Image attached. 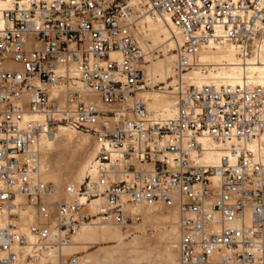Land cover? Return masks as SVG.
<instances>
[{
    "label": "built area",
    "instance_id": "2783aa9c",
    "mask_svg": "<svg viewBox=\"0 0 264 264\" xmlns=\"http://www.w3.org/2000/svg\"><path fill=\"white\" fill-rule=\"evenodd\" d=\"M144 16L179 36L172 118L152 116L138 95ZM209 46L261 54L264 0H0V264H37L83 225L126 230L152 203L177 208L178 264H264V148L253 146L264 84L184 81ZM61 127L92 136L96 155L56 201L40 178V141ZM210 144L225 151L216 162ZM25 207L38 217L27 233Z\"/></svg>",
    "mask_w": 264,
    "mask_h": 264
},
{
    "label": "bare ground",
    "instance_id": "6f19581e",
    "mask_svg": "<svg viewBox=\"0 0 264 264\" xmlns=\"http://www.w3.org/2000/svg\"><path fill=\"white\" fill-rule=\"evenodd\" d=\"M140 0H132V2H139ZM138 30H139V41L143 49H146V40L151 38L155 45H159L165 50L166 47H169L170 50H175L177 43L179 45V36L175 33L169 22L165 19L160 20H152L149 17H141L138 22ZM136 36L137 28H136ZM237 54L233 48L230 47H204L202 50L198 52L196 55L195 61L197 66L193 67V69H199L198 71L201 74V70H204V66L200 65H209L212 66L211 70H215V72H211L208 76H200L195 71H188L183 74L184 81L193 83L196 86L204 85V84H238L245 80L251 83L256 84H264V51L261 54H257L249 56L247 58H240L241 60H245L241 62L236 57ZM173 57H171L172 59ZM167 60L168 63L162 64L160 62L151 64L146 66L148 68V73L146 72V80L150 82V84H155V78L148 79L150 75L155 76L156 72L161 76L162 79L169 78V74L173 73V65L174 60ZM175 59V56H174ZM145 68V67H144ZM191 72V73H189ZM189 73V74H187ZM187 74V78L185 75ZM143 88L142 90H144ZM139 91L138 95L147 105V108H151L156 113L152 114L149 109L148 111L154 117H163V118H172L176 114L175 103L177 97L175 92L172 90L173 95L168 93H158V92H142ZM175 98V99H174ZM149 105V106H148ZM78 130L61 127L54 134L43 136L40 141V150H41V158H40V178L53 181H59L62 176L71 177L70 185L78 186L80 185L84 179L86 178L88 172L90 171V166L93 163V160L96 155V147L94 150L86 155L83 151V147H85V142L89 139L87 136H81L77 132ZM59 141V142H57ZM77 142V147L71 149L68 145ZM88 142V141H87ZM95 144V143H94ZM253 146H262L264 148V136L257 141V143H253ZM84 145V146H83ZM212 145V149L214 151L207 155V159L210 161L216 162L219 157L224 155V150L219 148L216 144ZM50 153L53 157V166L50 168V165H47L46 158L50 156ZM62 153H67L70 161L66 167H62L59 164L58 158ZM86 171V173H85ZM45 181V180H44ZM76 181L78 184H73ZM50 182V181H47ZM55 185V184H54ZM56 187V185H55ZM63 193L58 192L56 187L55 194L50 197L52 200H62L65 198L64 188H62ZM18 202L24 201L23 196H18ZM158 205L165 207L160 203H152V204H141L137 206L132 213H142L143 217L147 220L158 221L165 226L164 234L167 239L171 240V242L167 245V257L166 264H173L174 259L171 257V253H169L170 249L173 245L179 241L178 232H177V218L179 219V214L176 207H165V208H175L176 213L163 214L159 211ZM178 215V216H177ZM20 227L21 231L24 233L28 232V225L31 222H37L38 217L36 216V211L34 207H25L20 211ZM160 225V224H159ZM127 226L126 231H128ZM120 227L117 225H83L80 229L75 233V240L70 245L65 246L58 253L54 251H50L46 255H49L47 258H41V264H60L62 259L60 260V254L63 253L65 255H70L74 253H80L79 251L74 252L75 247L83 244L86 241H93V243H106V242H114V246H110L106 248L105 254L108 256L111 261H122L125 257L135 260L138 258L137 256H131L132 250H129L128 247L139 243V238H133L130 242L125 243L123 241L124 236ZM141 239V238H140ZM177 250H178V242H177ZM165 248V249H166ZM102 249V248H101ZM166 251V252H167ZM124 257L121 259V257ZM127 257V258H128ZM65 258V257H64ZM67 258V256H66ZM88 258V257H87ZM85 257H80L82 264H92ZM128 258V259H129ZM120 259V260H119ZM126 259V258H125ZM129 259V261H130ZM132 260V261H133ZM61 261V262H60ZM117 261V262H118ZM40 262V261H39ZM91 262V263H90Z\"/></svg>",
    "mask_w": 264,
    "mask_h": 264
},
{
    "label": "rangeland",
    "instance_id": "374dc122",
    "mask_svg": "<svg viewBox=\"0 0 264 264\" xmlns=\"http://www.w3.org/2000/svg\"><path fill=\"white\" fill-rule=\"evenodd\" d=\"M140 20V19H139ZM138 24V23H137ZM137 35L138 38L139 37V30H138V25H137ZM141 44V43H140ZM146 49L145 51L147 52V57H146V62L144 63V67L146 72L148 73V68L146 66L151 65L152 63H162V64H166L168 63L167 60H170L171 57H173L171 60H174V55H175V50H170L169 47H166L165 50H163V48L159 45H155L152 41L151 38H148L146 40ZM178 47V43L176 48ZM236 56V55H235ZM237 57V56H236ZM238 60H240L241 62H244L245 60H241L239 57H237ZM200 66H204V70H201V74L198 72L200 71L199 69H191L190 71H195L197 72L200 76H208L211 72H215V70H211L212 66L209 65H200ZM173 69V67H172ZM189 72V73H191ZM187 73V74H189ZM187 74L185 75V77L187 78ZM172 75L173 73L169 74V78L166 79H162L161 76L156 72L155 76L150 75L149 77L147 76L148 79H153L155 78V84H150V82H148L147 80H145V84H144V90H142V92L148 91V92H158V93H168L170 95H173V87H172ZM175 99V98H174ZM149 106V105H148ZM149 111L152 114H155L156 112L154 110H152L151 108H149ZM79 133V135H83V136H87V138H89L86 142H85V147H83V151L85 152L86 155L90 154L94 148H95V144H94V140L93 137L90 136L88 133L83 132L78 130L77 131ZM59 142V141H57ZM77 142H73L71 144H69L68 146L71 149H74L77 147ZM83 145V146H84ZM59 160V164L64 168L68 165L70 158L68 156L67 153H62L60 155V157L58 158ZM53 157L50 153V156H48V158H46V163L47 165H50V168L53 166ZM86 173V171H85ZM45 181H50L52 183H54L57 187L58 192L63 193L62 188L65 187L66 184H70V181L72 180L71 177H67V176H62L60 178L59 181H53V180H47L45 178H43ZM73 184H78V182L74 181ZM158 209L161 213L163 214H169V213H176V209L175 208H165L162 207L160 205H158ZM178 216V215H177ZM160 224V225H159ZM177 232H178V237H179V231H178V218H177ZM95 226V225H93ZM121 230V228H119ZM124 236L123 241L125 243L130 242L133 238H139V243L134 244L130 247H128L129 250H132L131 252V256L134 257H138L135 260L130 259L128 256L127 257H121V259H123L122 261H111L109 260L108 256L105 254V250L106 248H109L110 246H114L115 243L114 242H106V243H93V241H86L83 244H80L79 246L75 247L74 252L79 251L80 253H74V254H70L65 255L63 253L60 254V260H62V262L60 264H65L66 261L68 260V258L71 255H77L79 257H85L87 258L89 261L92 262V264H166L165 260L167 257V245L169 242H171V240L167 239L164 231H165V226L158 222V221H151V220H147L143 217L142 213H140V220L136 223H132L130 227H128V231H126L125 229L121 230ZM77 235V234H76ZM75 235V236H76ZM75 236L73 237V241L75 240ZM141 238V239H140ZM72 241V243H73ZM178 242V239H177ZM177 242L173 245V247L170 249L169 253H171V257L174 259L173 264H178V259H179V252L177 250ZM71 243V244H72ZM70 244V245H71ZM102 248V249H101ZM166 248V249H165ZM77 250V251H76ZM167 251V252H166ZM49 255L44 256L43 258H47ZM67 256V258H66ZM65 257V258H64ZM42 260V259H41ZM41 260L40 262H38L37 264H41ZM120 260V259H119ZM133 260V261H132ZM118 261V262H117ZM90 262V263H91ZM82 263V262H81Z\"/></svg>",
    "mask_w": 264,
    "mask_h": 264
}]
</instances>
